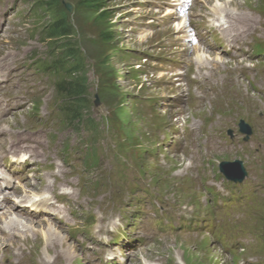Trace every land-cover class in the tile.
<instances>
[{
  "label": "rangeland",
  "instance_id": "obj_1",
  "mask_svg": "<svg viewBox=\"0 0 264 264\" xmlns=\"http://www.w3.org/2000/svg\"><path fill=\"white\" fill-rule=\"evenodd\" d=\"M79 1L61 0L60 6L67 9L66 4H69L71 7L68 13L74 29L73 41L84 53L87 92L91 100L82 114L93 122L67 124L54 79L39 69L40 63L50 58L48 43L42 40L40 33L48 17L36 12L37 0H0V97L7 117L0 122V131H26L28 136H39L37 140H18L8 136L9 133L0 136V166L5 165L2 170L7 177H13L14 185L23 186L20 179L24 178L37 183L39 188L31 190L35 193L51 192V186L56 194L66 192L67 187L73 190L64 206L59 203L68 220L65 228H61L64 232L59 234L78 239L75 247L71 239L65 241L76 248L74 261L63 260L65 247H58L60 256L56 259V254L49 253L46 247V238H51L55 232L47 235L49 231H45V227L40 229L34 224L36 232L29 233L31 241L6 242L0 245V255L2 249L7 248L8 253L14 247L13 251L22 249L25 256L9 258L8 264L39 261L53 264L55 260L59 264H99L97 257L91 261L87 251L82 252L79 239L84 240L81 245L88 242L85 240L90 225L88 217L93 218V224L95 216L106 220L114 210L116 221L122 224L117 225L111 235L119 229L126 236H151L150 248L134 256L130 264H238L239 259L256 253V264H264V93L257 92V84L264 88V83L258 82L263 80L259 74L263 63L254 57L249 63L255 66L244 69L239 51L229 55L217 51L218 43L205 37L203 27L204 22L221 16L211 14L214 7L226 8L237 13L239 20H247V40L264 44V5L260 6L264 0H107V8L113 15L102 23L94 19L93 13L80 7ZM186 2L189 4L182 8ZM102 30L111 31L113 40H102ZM252 75L254 81L248 77ZM95 93L100 98L97 106L93 104ZM19 97L25 102L23 107L7 104L9 99ZM120 108L119 116L128 115L131 122L126 129L118 116ZM1 109L2 106L0 113ZM240 119L253 130L248 140L238 131ZM229 128L232 136L227 134ZM124 130L131 133L127 135ZM162 134H169L168 139L172 141L165 149L170 161L155 165L144 158L141 160L145 172L142 177L135 175L133 180L118 177L105 186L107 192L95 191L91 183L95 177H90L82 166L87 153L92 157L88 159L92 161L89 168L98 167L104 172L116 166L115 158L133 156L141 146H154L153 139L158 140ZM11 142L26 150L19 154L6 151ZM160 144L155 151L161 149L163 141ZM29 155L27 163H14L15 159ZM93 157L99 160L97 164ZM236 158L244 162L249 172L245 183L236 188L250 190L249 198L255 201L237 209L243 211L239 219L235 212L228 213L229 230L233 232L250 218H257V224L248 221L246 227L256 250L253 245H246L241 251L237 245L236 249L223 251L226 231L222 227L216 226L215 238L212 236L219 245L209 242L203 234L191 237L187 232L174 229V220L169 221L171 226L166 225L168 216L172 217V210L168 209L171 196L178 194L174 185L180 187L181 177H184L182 182L189 177L206 182L214 177L211 172L218 168L219 161ZM124 159L127 162V158ZM52 178H55L54 185ZM63 180L70 182L62 184ZM82 182L89 194L85 203L76 199L77 194L80 197L87 194L84 187L79 188ZM110 192H118L134 206L108 204ZM166 195L170 196L166 199ZM58 198L64 200V197ZM79 205L81 209L77 210ZM208 215L211 220L213 214ZM69 221L79 223L72 226ZM158 224H162L160 229ZM18 243L21 248L15 247ZM38 251L46 256L32 260L34 255H39Z\"/></svg>",
  "mask_w": 264,
  "mask_h": 264
},
{
  "label": "trees",
  "instance_id": "obj_2",
  "mask_svg": "<svg viewBox=\"0 0 264 264\" xmlns=\"http://www.w3.org/2000/svg\"><path fill=\"white\" fill-rule=\"evenodd\" d=\"M60 3L61 0H37L36 3V12L48 17L40 33L42 40L48 43L50 58L48 62L40 63V68L54 79L66 123H92V119L84 118L85 114H82L83 109L91 104L87 92L84 53L73 41L74 29L70 23L69 11L63 9ZM79 6L93 13L94 19L101 23L113 15L107 8V0H80ZM100 38L111 41L113 35L111 31L102 30ZM123 120L126 119L123 117Z\"/></svg>",
  "mask_w": 264,
  "mask_h": 264
},
{
  "label": "bare ground",
  "instance_id": "obj_3",
  "mask_svg": "<svg viewBox=\"0 0 264 264\" xmlns=\"http://www.w3.org/2000/svg\"><path fill=\"white\" fill-rule=\"evenodd\" d=\"M189 3L186 2L185 4H182L181 7H185ZM215 11L218 8H215ZM9 10V8L7 9ZM5 11L2 15L4 16ZM4 18V17H3ZM2 25V24H1ZM0 25V26H1ZM196 38L199 37L196 34ZM193 40V39H191ZM186 49V48H185ZM187 51V50H186ZM201 66V65H199ZM8 78L5 80L7 81ZM5 83V82H4ZM7 104L11 105L12 107H23L25 102L21 97L15 100L9 99L7 101ZM0 106H2V113H0V122L7 118L4 116V105L2 98L0 97ZM8 112V111H7ZM5 112V113H7ZM9 132L6 130L0 131V136L4 137ZM11 131L8 136H14L18 140H37L39 139V136L36 135H26V131L19 132V133H13ZM21 148V150H19ZM26 150L23 146L16 145L14 142H11L8 149L6 151H11V153L15 154L19 152H22ZM29 158H31V155H29ZM34 160L38 161L36 157L33 158ZM16 162H19L20 160L15 159ZM5 165L3 164V167ZM1 174V171H0ZM69 183V181H65L64 184ZM37 188V185L30 182H25L23 186L14 185L13 177H5L4 175H0V245L6 243V242H14L20 239H23L22 242L25 241H31L32 237L29 233L36 232L34 230L33 225H39L41 228L44 229L47 232V235L50 234V231H54L55 234L51 238H46V247L48 248L49 253H55L56 259L60 256L57 249L60 247H65L63 254V260L66 258L72 259V256L74 254L75 248H72L69 244H67L66 238L64 236H60L61 233L64 232L63 229L67 225L68 220L64 218L63 211L57 207L49 198L48 194H43L44 198L38 199L36 201L30 200L25 197L26 193L35 190ZM20 189V190H19ZM33 196V194H31ZM53 196V195H52ZM68 198V197H67ZM30 205V207H29ZM31 208V209H30ZM34 209H38L34 211ZM39 214H42V216H39ZM19 226H22V228H25L23 230V234L18 232ZM100 233L107 234V229L104 225H101L98 228ZM99 232H96V234H100ZM118 233H122V231L117 230ZM60 233V234H59ZM51 235V234H50ZM69 239H71L73 242L76 243L77 239L71 236H68ZM61 244V245H60ZM60 245V246H59ZM16 248H21L20 243L15 246ZM59 247V248H58ZM131 249L134 248V246H129ZM14 248V247H13ZM11 250L7 253L6 249H2V253L0 255V264H8L9 258H16L18 256H25L21 250L13 251ZM64 249V248H63ZM108 253L110 251H114L113 248L106 249ZM106 252V254H107ZM62 254V253H61ZM27 255V254H26ZM30 257L31 255H27ZM43 259V257H41ZM67 261V260H66ZM65 262V261H64Z\"/></svg>",
  "mask_w": 264,
  "mask_h": 264
},
{
  "label": "water",
  "instance_id": "obj_4",
  "mask_svg": "<svg viewBox=\"0 0 264 264\" xmlns=\"http://www.w3.org/2000/svg\"><path fill=\"white\" fill-rule=\"evenodd\" d=\"M66 8L68 9V11L70 10V5L69 4H66ZM238 168L239 170V174H236L233 172L235 171L233 168ZM243 168L241 166V163L240 161L236 160L234 162H225V163H222V166H221V170L224 171L226 173L227 176L233 178V179H241L242 178V173L243 171H241ZM236 174V175H235Z\"/></svg>",
  "mask_w": 264,
  "mask_h": 264
}]
</instances>
